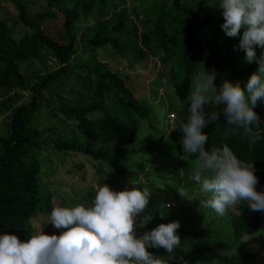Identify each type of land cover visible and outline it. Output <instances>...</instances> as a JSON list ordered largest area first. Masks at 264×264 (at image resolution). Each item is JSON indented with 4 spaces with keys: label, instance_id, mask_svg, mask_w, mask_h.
Listing matches in <instances>:
<instances>
[{
    "label": "trees",
    "instance_id": "obj_1",
    "mask_svg": "<svg viewBox=\"0 0 264 264\" xmlns=\"http://www.w3.org/2000/svg\"><path fill=\"white\" fill-rule=\"evenodd\" d=\"M11 1L28 30L16 41L8 20L0 17V88H28L30 98L7 106L11 109L0 133V234H15L21 241L49 222L56 192L49 188L48 177L57 164L75 172L78 164L67 162L71 154L78 153L98 163L97 173L108 166L118 174L121 168L117 166L126 161L138 124L149 115V104L140 98L139 86L98 60L97 48L111 47L120 54L131 49L136 60L148 52L160 61L166 82L180 101L187 98L191 81L202 66L217 72L218 90L224 79L246 88L258 68L256 62L246 61L245 52L238 47L243 30L237 37H228L222 30L223 10L215 7L219 0H196L195 4L171 0L168 8L162 0H153L156 15L146 18L141 27L131 18L127 5L116 6L106 0H44L40 15L33 13L25 0ZM83 11L90 23L80 32L77 23ZM79 47L81 53H77ZM256 51L259 57L261 49ZM41 55L53 57L56 67L43 72L26 69L30 59ZM222 108H211L221 112V118L203 129L208 135L205 147L227 144L241 160L253 161L256 189L264 192V102L254 108L260 127L257 131L253 125L251 134L228 125ZM126 170L128 175L136 172ZM136 177L126 176L125 183ZM40 211L46 215L37 225L35 217ZM263 225L264 212H253L241 201L229 209L228 223L218 230H183L171 264H210L213 253L227 250ZM223 232L224 241L199 243ZM193 238L199 240L197 246L177 256L183 241ZM148 250L158 256L165 252L162 248ZM257 253L252 246L232 264L250 260Z\"/></svg>",
    "mask_w": 264,
    "mask_h": 264
},
{
    "label": "clouds",
    "instance_id": "obj_2",
    "mask_svg": "<svg viewBox=\"0 0 264 264\" xmlns=\"http://www.w3.org/2000/svg\"><path fill=\"white\" fill-rule=\"evenodd\" d=\"M218 6L223 10L222 30L228 37H237L243 30L238 47L246 61L256 62L258 68L246 88L224 79L219 90L217 72L201 71L188 98L187 120L173 130L182 132L184 154L196 156L189 179L206 197L200 202L202 207L223 217L244 201L251 211L264 212V192L256 189L254 162L241 160L227 144L206 148L208 135L203 131L221 118V112L211 110L213 105H223L228 125L250 134L253 125L259 130L260 118L254 108L264 102V0H219ZM178 191L186 197L183 190ZM152 194L148 187L116 191L103 183L90 205L53 207L49 224L61 230L59 235L41 231L21 241L15 234H0V264H171L181 246L178 220L160 223L137 236V228L153 218L147 211ZM172 204L160 205L162 219ZM149 248L164 249L167 258L154 255Z\"/></svg>",
    "mask_w": 264,
    "mask_h": 264
},
{
    "label": "rangeland",
    "instance_id": "obj_3",
    "mask_svg": "<svg viewBox=\"0 0 264 264\" xmlns=\"http://www.w3.org/2000/svg\"><path fill=\"white\" fill-rule=\"evenodd\" d=\"M25 1L33 13L41 14L44 8V0ZM162 1L165 8H168L171 0ZM106 2L116 6L127 5L131 18L139 24V27L146 18L156 15L152 8L153 0H106ZM188 2L195 4L196 0H189ZM218 4L219 2H216L215 7H219ZM0 17L8 20L16 41L28 30V27L19 21L18 11L11 0H0ZM89 23L90 21L83 11L77 23L78 31L81 32ZM77 53H81L80 47ZM132 53L131 49H125V53L120 54L111 47L97 48L96 50L98 60L107 63L111 69L118 70L125 78L134 80L141 89L140 98L146 99L149 104V115L138 124L134 144L127 150L126 161H121L117 166L121 168V171L117 174L114 173L113 169L106 166L103 172L97 173L96 166L98 163L96 161L78 153L71 154L67 163L78 164L79 167L76 171L69 172L64 167H57V164L55 172L48 177L49 188L56 192L53 206H74L79 203L90 205L99 186L103 183L112 185V183L118 182V185L111 186L113 190L120 191L131 186L148 187L153 190L147 210L153 218L144 227L137 228V236L142 235L145 231H150L160 223H168L174 220H178L181 224L177 230L180 238L182 233H185L183 232L185 229L190 231L202 228L201 233L218 230L228 223V212L225 216L220 217L212 209L201 206L200 202L206 197L200 191L199 185L189 179L196 158H189L184 154L181 143L182 132L178 129L173 130L181 122H186L188 98L193 89L194 81L201 71L209 68L201 67L191 81L187 98L180 101L174 95L171 85L166 82V73H163L160 61L148 52L141 60H136L132 57ZM144 62H147L146 66ZM55 67L56 61L50 55H41L26 63V69L30 72H43ZM147 71H149L150 76L145 77ZM7 96H12V100L8 99ZM29 98L30 91L28 88L16 85L9 91H3L0 88V108L4 106V109L0 110V133L4 130L5 119L11 109L7 106L13 107L29 100ZM126 169L136 172L128 175ZM181 171L183 175L180 174ZM124 174L127 178L137 177L125 183L126 176ZM178 190H183L186 197H182ZM166 201L173 204L171 208L166 210V215L162 219L159 208ZM45 215V211H40L37 214L35 217L37 225ZM32 222L33 230L36 231L37 226L34 221ZM49 223L50 221L43 227H38L37 233L44 231L48 235H59L61 230L54 228ZM225 234L224 232L217 235L213 234L202 241L195 238L185 239L177 256H181L182 251L186 248L197 246L198 241L200 244H210L216 240L224 241L226 239ZM252 246L258 250L257 255L250 260L240 261L237 264H264V225L260 230L239 240L227 250L213 253L210 264H232L238 254L247 251ZM161 256L167 258L165 252Z\"/></svg>",
    "mask_w": 264,
    "mask_h": 264
},
{
    "label": "built area",
    "instance_id": "obj_4",
    "mask_svg": "<svg viewBox=\"0 0 264 264\" xmlns=\"http://www.w3.org/2000/svg\"><path fill=\"white\" fill-rule=\"evenodd\" d=\"M166 203H169V202H166Z\"/></svg>",
    "mask_w": 264,
    "mask_h": 264
}]
</instances>
